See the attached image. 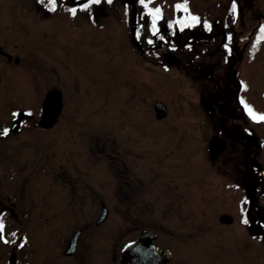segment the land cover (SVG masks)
Here are the masks:
<instances>
[{
  "label": "flooded vegetation",
  "instance_id": "1",
  "mask_svg": "<svg viewBox=\"0 0 264 264\" xmlns=\"http://www.w3.org/2000/svg\"><path fill=\"white\" fill-rule=\"evenodd\" d=\"M66 1L70 19L86 14L91 26L101 25L105 9L103 0L99 4L91 0ZM183 1H176L175 7L156 8L139 7L135 1L137 36L142 52L133 40L132 52L137 51L146 64L156 62L163 68L173 66L185 77L203 85L195 108L197 126L205 133L202 159L205 157L208 171L220 178L234 208L233 214L228 213L230 216L222 214L217 218L220 221L221 217H226V223L220 221L219 224L235 229L230 241L224 243L220 261L264 264V121L254 118L248 111L250 108L257 117L264 115V105L259 104L260 108L254 109L247 102V84L242 77L248 62L263 59V21L258 22L254 29L256 39L249 44V39L234 32L247 0H229L227 7L217 8L216 14L221 15L218 18L209 9L179 5ZM123 8L126 16L129 11L130 20H133L132 8ZM166 55L174 58L178 65H168ZM0 56L9 63L12 61L1 49ZM157 104L163 103L156 102L153 107L155 121L159 122L168 112L163 104L165 117L158 119ZM0 107V222L4 225L0 234V264H122L128 246L127 264H199V249L212 238L200 240L199 220L182 222L193 230H168L164 220L157 225L148 217L143 221L130 217L126 233L121 236L119 214H110L109 204L118 208L122 202L134 201L139 182L152 180V152H144V157L133 159L143 162L147 170L145 166L137 169L124 161L116 162L118 156L113 157V166L105 168L114 184L108 186L111 199L109 193H105L108 189L104 188L111 182H103L102 167L95 169L88 153L83 157L77 152L78 147L72 145H66L70 150L63 152L70 165H61L52 154L48 168L40 169L41 174L49 177L48 186L25 183L24 180L32 182L37 177L34 172L32 178H23L25 142H37L40 133L53 134L59 120L51 128L41 126L43 102L30 108L10 101ZM5 129L7 135H3ZM182 131L185 133L184 128ZM51 137L55 141L62 139L56 134ZM68 138L62 142L77 143L71 141V136ZM181 138L188 139L184 141L186 144L182 145ZM189 139L191 141L189 136H182L179 140L185 149L184 160H180V154L174 156L172 153L168 154L171 161L165 164L171 171L168 179L174 177L176 185L170 180L169 183L159 181L166 190L177 191L186 202L199 198L197 187H194L196 196L188 197L184 191L187 185L183 186L184 170H189L187 163L192 156V177L198 179L200 170V156L193 145L189 148ZM212 139L224 143V149L215 158L209 153ZM190 150L194 155L191 153L188 157L185 152ZM83 158L85 166L77 168ZM162 158L166 159L165 155ZM154 164L162 165L163 162ZM41 192L44 198H38ZM245 219L247 224L243 223ZM40 229H45L47 234L43 241L36 235ZM208 255L217 264L214 246Z\"/></svg>",
  "mask_w": 264,
  "mask_h": 264
},
{
  "label": "rangeland",
  "instance_id": "2",
  "mask_svg": "<svg viewBox=\"0 0 264 264\" xmlns=\"http://www.w3.org/2000/svg\"><path fill=\"white\" fill-rule=\"evenodd\" d=\"M44 1L50 3L48 8L38 0H0V49L12 58L9 63L0 56V105L11 101L32 108L41 104L52 91L58 92L61 98L57 118L52 124L59 120L54 133H40L37 142H25L23 178H32L34 172H37V177L32 182H24L48 186L49 177L41 174L40 169L48 168L52 154L61 165H70L66 152H63L70 150L72 145L78 147L76 150L83 157L88 153L95 169L102 167L103 182H111L104 187L111 199L108 186L114 184L105 168L113 166V157L118 156L116 162L124 161L139 169L145 164L138 159L133 161L134 157H144V152H152V180L139 182L134 201L122 202L118 208L109 204L110 214H119L120 235L126 233L130 217L141 221L148 217L152 224L157 225L164 220L168 230H193L182 222L199 220L200 240L212 237L199 249V264L213 263L208 255L213 246L218 259L214 261L225 264L220 261V255L224 243L230 241L235 229L221 226V220L217 218L222 214H233L234 208L220 178L213 171H208L205 157L202 159L205 133L201 126H197L195 108L203 85L185 77L173 66L163 68L156 62L146 64L140 60L137 51L132 52V20L129 11L126 16L122 0H103L105 9L98 27L90 25L86 14L70 19L66 0ZM135 1L139 7L156 8L175 7L179 0ZM228 2L184 0L179 5L209 9L218 18L221 15L216 14L217 8L227 7ZM243 6L246 9L240 12L234 32L249 39L251 44L256 39L254 29L258 22L263 21L264 25V0H247ZM262 56L261 60L248 62L242 74L247 84L245 98L254 109L260 108L259 104L264 105V47ZM156 102L163 103L168 112L167 117L159 122L155 121L153 112ZM198 119L202 118L198 116ZM54 134L62 136V139L55 138V141L51 137ZM68 136L77 143L62 142L68 141ZM182 136L191 138L188 146L192 149L193 145L200 156L198 179L192 177L193 156L187 163L189 170H184L183 186L187 185L184 191L188 197H195L194 187H197L199 194V198L187 202L177 191L166 190L159 182L169 183L170 180L172 185H176L174 177L168 179L171 171L165 164L171 161L172 157L169 159L168 156L172 153L174 156L180 154V160H184L185 149L181 146L188 139L181 138L183 143L180 145ZM66 145L69 147L65 148ZM168 145H173V148ZM191 153V150L185 152L188 157ZM164 155L166 159L162 158ZM83 159L77 168L85 166L86 160ZM158 161L163 164L155 165ZM29 171L31 175H28ZM38 198H44L42 192ZM44 231L40 229L36 233L38 240L43 241L47 237ZM249 264L255 262L250 261Z\"/></svg>",
  "mask_w": 264,
  "mask_h": 264
},
{
  "label": "water",
  "instance_id": "3",
  "mask_svg": "<svg viewBox=\"0 0 264 264\" xmlns=\"http://www.w3.org/2000/svg\"><path fill=\"white\" fill-rule=\"evenodd\" d=\"M124 2H127L130 4V7L133 10V20H132V27H131V35L133 42L137 49L142 52V47L139 43L138 36H137V19H136V11H135V4L133 0H123ZM165 61L167 63H178L175 59L172 57L166 55ZM61 105V98L58 92L52 91L49 92L45 99L43 100V117L41 121L42 127H49L52 126V124L55 122L58 111L60 109ZM155 111L157 113V118L161 119L165 117V107L163 104H157L155 107ZM224 149V143L219 141V139H212L209 143V153L212 158H215L222 150ZM221 221L223 223H226L227 218L221 217ZM128 252H129V246L127 247V250L125 251V258L122 264H127L128 261Z\"/></svg>",
  "mask_w": 264,
  "mask_h": 264
},
{
  "label": "snow or ice",
  "instance_id": "4",
  "mask_svg": "<svg viewBox=\"0 0 264 264\" xmlns=\"http://www.w3.org/2000/svg\"><path fill=\"white\" fill-rule=\"evenodd\" d=\"M53 2H54V0H53ZM91 2L94 3V4H99V3L101 2V0H91ZM109 2H111V0H109ZM142 2H143V0H142ZM178 7H179V6H178ZM232 8H233V11L236 10V5H235V3H233ZM159 11H160L159 9H156V12H159ZM206 27H207V26H206ZM261 30L264 31V28H262ZM246 107H247V106H246ZM248 111H249V113H250L251 115H253L254 118H256V119H258V120H260V121H264V115H260V116L257 117V116L252 112V110H251L250 108L248 109ZM14 115H16V114H14ZM7 134H8V130L5 129V130L3 131V135H7ZM243 223L247 224V223H248L247 219L243 220ZM3 230H4V225H3L2 222H0V234L3 233ZM0 238H2V236H0ZM5 242H7V241H5ZM21 247H23V245H21Z\"/></svg>",
  "mask_w": 264,
  "mask_h": 264
},
{
  "label": "trees",
  "instance_id": "5",
  "mask_svg": "<svg viewBox=\"0 0 264 264\" xmlns=\"http://www.w3.org/2000/svg\"><path fill=\"white\" fill-rule=\"evenodd\" d=\"M38 2H40V0H38ZM41 3L44 4V6H46L47 8H48V6L50 5V3H49V4H46L44 0H43L42 2H40V4H41Z\"/></svg>",
  "mask_w": 264,
  "mask_h": 264
}]
</instances>
